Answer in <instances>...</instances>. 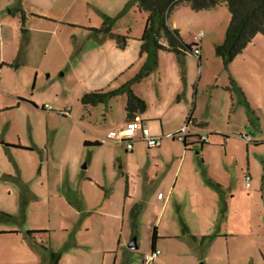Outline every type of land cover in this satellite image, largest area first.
<instances>
[{
    "label": "rangeland",
    "instance_id": "374dc122",
    "mask_svg": "<svg viewBox=\"0 0 264 264\" xmlns=\"http://www.w3.org/2000/svg\"><path fill=\"white\" fill-rule=\"evenodd\" d=\"M15 1L1 0L3 4L10 5ZM21 2L25 9L32 7L34 11L48 12L52 16V34L42 33L36 40V48L33 46L30 51L33 59L31 66L40 64L44 69L52 70V95L59 90L60 81L67 85L69 93L64 96L58 92L56 98L52 97V102L45 100L48 104L43 110L15 97L12 107L0 109V140L4 138L14 142H0V230L17 229L30 243L28 248L16 249L10 242L12 236L0 235V264H55V257L56 264H145L143 258L150 251L154 227L158 237L156 248L160 254L157 261L151 264H264V191L261 189L264 185V36L257 33L224 68L211 43H220L224 38L230 19L227 8L221 4L212 9L194 10L187 3H181L169 11L167 21L169 24L175 23L173 28L178 30L184 43L192 44L194 37L202 43V75L199 79L197 57L187 53L190 75L198 79L196 113L208 121L210 129H221L230 137L226 146L218 147L222 143L221 138L209 135V145L204 146L203 154L200 152L198 158L201 177L205 176L203 170L208 166L210 176L218 183L211 181L210 186L207 185L209 188H205L208 191L203 187L198 188L197 182L192 190L186 186L179 194V207L174 205L176 195H173L164 209L156 193L163 191L165 184L156 188L157 191L147 203L124 198L119 164L112 156L113 148L122 150L123 147L115 142L114 132L108 130L114 129L115 124L125 118L124 99L117 95L104 103L83 105L78 96L80 82L75 76L76 72L72 71L79 58L77 56L81 55V45L71 38V32L83 37L80 38L84 48L81 60H87L93 67L99 60L97 48L100 41L108 43L107 48L109 43L118 45L116 35L133 38L140 34V38L145 12L137 8L135 0ZM12 13L19 18L14 10ZM12 15L4 12L5 18L10 19ZM106 17L110 19L106 20ZM104 21L109 30L96 32ZM86 34L89 35L88 40H84ZM38 35L33 32L34 37ZM161 53L169 56L165 58L174 56L173 53ZM168 62L161 59L160 66ZM29 69H24L23 74L28 73ZM170 76V72H165L163 68L161 77L165 93L172 86ZM45 79L39 75L36 88L46 85ZM228 79L238 90L231 92ZM32 81L28 86L29 92L33 89ZM118 86L115 80L100 89L110 91ZM8 91L9 87L0 89V106L11 102ZM163 105L151 104L150 109L160 112L167 103ZM65 108H71L69 115L60 114ZM80 128L88 136L103 140L101 146L91 149L99 152L93 156L88 171L81 168L85 161L78 160V149L83 147L82 142L77 147L83 134ZM192 128L197 130L189 124L188 129ZM198 129L202 134H207L206 130H202L204 128ZM177 140L168 145L176 147ZM244 140L250 142L248 149ZM143 142L135 143L139 147L137 150L142 151L140 157L133 159L135 162L147 159V147ZM198 148L196 145L194 152ZM225 148L227 160L223 162L221 154ZM89 151L86 149L85 153ZM121 158L131 160L130 157ZM147 160L151 161L150 158ZM247 166L251 176L249 188L245 187L243 181ZM74 167L78 176L74 181V176L68 180V171L72 172ZM87 174L101 181L106 179L113 182L111 198L102 204L106 206L105 209L117 212L120 206L127 203L125 218L129 222H124L123 235L128 244L134 239L136 248H129L126 243L125 247L119 248L116 259L113 252L105 253L104 259L100 253L101 247H114L115 240L111 236L113 231L110 226L107 230L106 217L98 214L101 206L97 204L105 193L97 185L82 179ZM138 174L135 176L133 173L135 181L136 177H140ZM92 188H97L100 199L92 198ZM176 189L173 192L178 194ZM81 190L96 212L82 211V195L75 193ZM146 190L147 186L143 192L147 193ZM200 203L202 205L198 207ZM86 227L90 228L85 230ZM114 234L118 235L119 230ZM74 240L89 242V251L76 247Z\"/></svg>",
    "mask_w": 264,
    "mask_h": 264
},
{
    "label": "crops",
    "instance_id": "0c3cea01",
    "mask_svg": "<svg viewBox=\"0 0 264 264\" xmlns=\"http://www.w3.org/2000/svg\"><path fill=\"white\" fill-rule=\"evenodd\" d=\"M17 2V3H15ZM13 4H3L0 0V89L3 90V88L9 87V95L8 97L11 98V102L7 104H3L0 106V109H6L7 107H12L13 102L12 99L20 98L23 102L29 104L31 107H35L36 109L40 108L41 110L44 109L45 104H48L47 101L49 100L52 102V97L55 96V98L58 96V92L61 95L67 96L69 93V89L67 85L62 81L59 82V90L56 94L52 95V70L44 69L43 66L38 64V66L32 67L33 59L30 55L31 48L35 46L38 42H36L37 39L40 38L42 33H49L52 34V16L48 14V12H41V11H34L31 8L25 9L23 3L21 0H16ZM11 6H13L11 8ZM16 12L19 15V18L15 16L12 12ZM4 12L8 14H13L12 17L9 19L8 17L5 18ZM22 15H23V25H22ZM146 17V13H145ZM74 22H72L73 24ZM145 23V18H144ZM168 23V21H167ZM76 25H79L76 23ZM171 27H175V23L169 24ZM24 28L25 33L23 34L21 32V28ZM76 27V26H75ZM144 27V24H143ZM33 32L39 33L38 36H33ZM140 35V34H139ZM139 35H135V37L131 38L128 37L126 41V45L123 48H119L118 45L114 46L113 43H109V46L106 48V45L103 43V41L99 42L97 51L99 53L97 60V63L93 64L95 66L91 67V65L88 64V61H82V57H84L83 53V40L80 38L79 34L77 32H71L70 36L72 39L75 40L76 43L80 44V56L75 62L76 65L72 66V71L76 72L75 76L79 80L80 85L78 92V96L81 98V96L89 91L94 90H100L103 86H106L111 81L117 80L119 83V86L133 77L138 70L140 69L141 65L143 64L144 57L139 56V47H140V38ZM80 39V40H79ZM89 35L86 34L84 40H88ZM194 37L192 43H195L199 47V56L197 57V72H198V79L202 75V66L200 68L201 62V54H202V43H200V40ZM88 42V41H87ZM202 42V41H201ZM219 43V41H212V46L214 48L215 44ZM36 51V50H35ZM105 55H103L102 54ZM106 52V53H104ZM167 54H172L171 52L167 51H159L158 52V66L156 70L152 73H150L148 76L144 77L142 80H140L137 83H134L132 85L133 92L142 98L146 102V110L141 113L137 114L135 119L132 121H127L125 118L122 122H118L115 124L114 129H108L111 132H114V140L117 144H119L121 147H123V151L126 153L122 155V150L120 149H114L112 150L113 153V160L115 163H118V172L119 176L123 178V186H124V198L133 200H141L144 203H147L148 200L152 197L155 191H157L156 188H159L160 184H165V187L162 188L163 191H157L156 197L157 200H161L163 203L162 208H166L167 205L170 202V199L173 195L175 196L174 205L176 207H179V194L182 193V191L186 188V186H189L192 190V188L195 187V182H197V186L205 188L210 186V182L214 181L215 183H218L214 179V177L210 176V172L208 169V166L205 168L203 172L205 173V176L201 177V169L199 167L198 158L201 156L200 152L203 154L204 146L209 145V135H216L217 137L221 138L222 143L218 144V147H221L223 144L225 146L227 145V139L230 137L227 132L222 131L221 129H210L208 121H204L199 114L196 113L197 107H198V79H194L191 77L189 72V65L187 63V54L181 58L180 61L176 59L175 56H170L172 58H165L169 56H163ZM174 55V54H172ZM164 57V58H163ZM161 59L168 60V64L164 66L160 61ZM171 59V62L170 60ZM89 66V67H88ZM30 67L28 73L26 72L23 74V70ZM88 67V68H87ZM86 68L85 73L83 70ZM164 68L165 72H170L171 74V89L167 91V93L163 92V81H162V70ZM195 74V72H194ZM40 77L46 78V85L42 84L38 88H36V85L38 83V78ZM126 76V77H125ZM8 80V82H6ZM32 81V91L29 92L28 86ZM230 85L232 86L231 92H233L235 89L238 90L234 86L233 83H231L230 79H228ZM214 88V87H213ZM169 92V93H168ZM240 92V91H239ZM45 97H43L44 95ZM124 99V95H119ZM167 103V105L162 109L160 112H153L150 109V105L154 104L156 106H164L163 104ZM125 104V102H124ZM123 104V106H124ZM19 106V104H16ZM124 108V107H123ZM66 111V114H70V109H64ZM209 110V109H208ZM62 114V113H60ZM83 116H81L82 118ZM201 118V119H200ZM185 122V124H184ZM172 123H175V125H172ZM144 124L145 128L148 130V133L153 136H160V142L157 147L149 148L146 145V142L139 139V128ZM184 124V125H183ZM189 124H191L192 127H195L197 130L188 129ZM203 126V127H202ZM185 128L186 131V141L189 143V148H185L184 144L181 139L175 138L172 136L173 133L180 131L182 128ZM198 128H204L202 130H206L204 135L207 136V142L204 144H200L199 137L203 135ZM200 129V130H201ZM80 131L82 136L80 137V141H78L77 147H80V142L83 143V147L79 148V161H85L83 165L81 166L82 169H86L87 171L91 167V162L93 159V156H97L96 153L99 151H92V148H98L103 143L100 139L96 137H90L88 136L83 129L80 128ZM119 132L122 133V136L119 135ZM108 133V132H107ZM128 139L132 140V147L131 149H127L125 147V143ZM179 141L171 148L170 145L175 141ZM121 140V141H120ZM251 140V139H250ZM254 140V139H253ZM254 144L257 141H253ZM84 141L89 142H95L99 141L101 142L100 145L97 146H84ZM171 141V142H170ZM1 143H14L13 141H7L3 138V140H0ZM137 142H143L145 143L147 150L145 157L149 160H142L139 159L138 161H134V158L140 157L142 154V151L137 150L135 146V143ZM219 142V141H218ZM221 142V141H220ZM245 147L248 149V144L250 142L245 141ZM21 144V143H20ZM22 145V144H21ZM196 145H198V151H195ZM28 146V145H26ZM178 146V147H177ZM217 146V145H216ZM86 149L89 151V153H85ZM151 149H155V151H151ZM136 154L134 155V153ZM111 153V151H110ZM137 155V156H136ZM222 158L221 160L224 162L227 160V150L222 152ZM203 156V155H202ZM130 157V161L125 159ZM133 160V161H132ZM136 160V159H135ZM204 160V159H203ZM140 162V163H139ZM71 163H75L74 160L71 161ZM136 163L139 165L137 166ZM202 163V162H201ZM76 164V163H75ZM74 166L76 167V165ZM116 165V164H114ZM136 165V166H135ZM72 172L68 171L67 178L70 180L71 176H74L73 180H76V177L78 176L76 174V170ZM136 167V168H135ZM241 170H243L241 168ZM246 172L249 173L248 166L246 168ZM245 172V173H246ZM71 173V175L69 174ZM137 173L140 176L139 178L135 176ZM243 172V181H244V174ZM192 176V177H191ZM84 181L92 182L93 184L97 185V187L101 188L105 194V197L103 196V199L100 203V208H98V214L106 217V223H107V230L113 231L111 236L114 237L115 240V246L111 248L107 247H101L100 253H102V257L104 259L105 253H114L115 259L117 258L118 250L121 247H125L127 240L125 236L123 235V226L124 224L128 223L129 220L125 218V215H127L126 212V205L127 203L120 206V210L117 212L110 211L108 209H105L106 206H102L104 201L108 198H111V190L114 188L113 182L106 181V179H103V181L99 179H95L91 174L83 175ZM164 183H162V180ZM71 182V181H70ZM74 182L71 183V185ZM158 183V185H157ZM220 184V183H219ZM147 186V193L143 192V190ZM220 186L223 187L222 184ZM251 186V183H250ZM178 192V194L174 193V189ZM138 188V189H137ZM94 191L92 192L94 195L92 198H98L100 199V193L97 190V188H92ZM96 189V190H95ZM149 189V190H148ZM161 189V190H162ZM138 190V191H137ZM206 190V189H205ZM208 191V190H206ZM192 192V191H191ZM75 193L78 195V193H81L82 195V211L88 212V213H94L96 212V209H93V206L88 204V198L85 195L84 191H75ZM134 193L136 196H133ZM138 193V194H137ZM146 193V194H144ZM150 193V195H148ZM193 195V193H191ZM90 196V195H89ZM197 204V203H196ZM195 204V205H196ZM105 205V204H104ZM202 204H198V207H200ZM110 208V205H107ZM108 221H110L108 225ZM105 222V221H104ZM125 222V223H124ZM131 224V223H130ZM90 227H86L85 230H88ZM105 228V227H104ZM119 230V234L115 235L114 233ZM157 233V231H156ZM0 235H7L12 236L11 244H13L14 248L18 249H24L25 247L28 248V240L24 237V235L19 232L17 229H6V230H0ZM128 236V235H127ZM27 240V241H26ZM30 242V241H29ZM74 245L76 247H82L86 248L85 250L89 251L90 249V243H79L77 240H74ZM157 243L155 242V249ZM128 246V243H127ZM159 250V249H158ZM29 251V250H28ZM30 252V251H29ZM147 254V253H146ZM160 254V253H159ZM158 254V256H159ZM157 256V259H158ZM144 259V258H143ZM157 259L155 261H157ZM154 261V262H155ZM144 262V261H143Z\"/></svg>",
    "mask_w": 264,
    "mask_h": 264
},
{
    "label": "trees",
    "instance_id": "16d2710c",
    "mask_svg": "<svg viewBox=\"0 0 264 264\" xmlns=\"http://www.w3.org/2000/svg\"><path fill=\"white\" fill-rule=\"evenodd\" d=\"M136 6L139 10L146 13L145 23L142 34L140 36L139 56L144 57L143 64L138 72L118 86L114 90L102 91L94 90L85 93L81 96V103L83 105H96L104 103L108 98L124 95V113L127 121L135 119L137 114H141L146 110V102L137 96L133 90L132 85L139 82L150 73L154 72L158 64V52L164 50L174 54L178 61L181 60L187 53L194 54L195 50L199 51L197 44H186L182 41L179 32L167 23V16L169 11L181 4L187 3L194 10H207L223 4L229 14L230 19L225 31L223 40L215 44L214 53L222 62L224 68H227L233 58L241 53L246 45L250 43L257 33L264 36V0H135ZM110 18L106 17V20ZM22 15V25H23ZM104 21L101 28L95 31H108ZM21 32L24 34L25 30L22 27ZM118 46L123 48L126 45L127 36L116 35ZM195 56H199V53ZM187 136L182 138L185 148H189V143L186 141ZM207 142V141H206ZM206 142L199 141L200 144ZM101 142L84 141V146H97ZM256 144V142H255ZM15 148L25 149L20 145H6ZM264 191V185L261 187ZM186 229V228H185ZM31 231H28L30 233ZM155 227L152 229L150 240V251L155 250V242L157 239ZM57 263V258L54 260Z\"/></svg>",
    "mask_w": 264,
    "mask_h": 264
},
{
    "label": "built area",
    "instance_id": "2783aa9c",
    "mask_svg": "<svg viewBox=\"0 0 264 264\" xmlns=\"http://www.w3.org/2000/svg\"><path fill=\"white\" fill-rule=\"evenodd\" d=\"M198 53H199L198 50H195V51H194V55H197ZM47 107H48V106H47ZM48 108H49V107H48ZM61 113L64 114V113H66V111L64 110V111H62ZM138 133H139V134H138V135H139V139L145 141V142H146V145H147L149 148L157 147V146L159 145V142H160V136H153V135H150V134L148 133V130L145 128L144 124L139 128ZM119 135L122 136V133L119 132ZM186 135H187V134H186L185 128H182L180 131L175 132V133L172 134L173 137L178 138V139H182V138H184ZM199 139H200L201 141H203V142H206V141H207V136L203 134V135H201V136L199 137ZM132 140H133V139H128V140L126 141V143H125V147H126L127 149H129V150H130L131 147H132ZM120 141H121V140H120ZM102 142H103V140H102ZM250 183H251V176H250L248 173H246V174L244 175V185H245V187H246V188H249V187H250ZM159 253H160V251H159L158 249H155V250H153V251H149V252L145 255L144 259H143L144 263H145V264H151L152 262H154V261L157 259V256H158Z\"/></svg>",
    "mask_w": 264,
    "mask_h": 264
},
{
    "label": "water",
    "instance_id": "95a60500",
    "mask_svg": "<svg viewBox=\"0 0 264 264\" xmlns=\"http://www.w3.org/2000/svg\"><path fill=\"white\" fill-rule=\"evenodd\" d=\"M129 248H136V244H135V240L133 239L129 244H128Z\"/></svg>",
    "mask_w": 264,
    "mask_h": 264
}]
</instances>
